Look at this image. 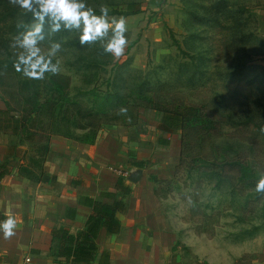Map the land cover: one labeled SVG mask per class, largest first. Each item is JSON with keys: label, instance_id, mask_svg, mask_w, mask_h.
I'll return each instance as SVG.
<instances>
[{"label": "rangeland", "instance_id": "rangeland-1", "mask_svg": "<svg viewBox=\"0 0 264 264\" xmlns=\"http://www.w3.org/2000/svg\"><path fill=\"white\" fill-rule=\"evenodd\" d=\"M86 3L95 11L107 6L110 16L126 19L128 43L123 55L114 58L105 53L99 41L82 45L75 29L48 35L46 23L42 43L60 44L53 58L60 70L43 80H29L14 71L16 50L11 44L32 19L23 27L27 14L10 0H0V109L7 102L13 115H22L33 100H49L57 83L68 99L81 102L86 110L100 109L99 102L94 103L95 91L119 92L126 103L145 94L174 107H198L227 122L209 137L190 131L187 166L178 170L177 165L167 166L155 175L158 182L151 179L155 213L174 246L133 251L138 263L132 264H264V193L255 191L257 180L220 181L215 163L240 160L257 176L264 174V0ZM131 4L139 13L124 15ZM137 111L135 124H116L128 118L120 115L116 123L106 121L100 132L108 126L128 128L136 141L161 118L154 110ZM51 118L47 111L36 121L49 124ZM146 173L147 178L153 176Z\"/></svg>", "mask_w": 264, "mask_h": 264}, {"label": "crops", "instance_id": "crops-1", "mask_svg": "<svg viewBox=\"0 0 264 264\" xmlns=\"http://www.w3.org/2000/svg\"><path fill=\"white\" fill-rule=\"evenodd\" d=\"M159 123L148 134L140 133L136 141L128 128L117 126L101 131L93 145L52 136L39 182L21 175V163L12 160L10 174L0 181V215L13 216L17 226L8 238L0 231V264H23L27 258L31 264H71L57 256L59 241L53 240L52 233L63 230L76 236L85 231L94 205L112 203L105 194L115 192L119 179L132 191L124 211L116 214L120 232L100 230L96 260L91 264L138 263L133 251L173 249L163 220L155 213L151 178L177 165L182 136L161 132ZM14 139L18 140L0 134V165L7 160V147L19 145ZM140 163L148 169H142V179L134 184L128 177L140 169ZM146 172L153 176L147 178Z\"/></svg>", "mask_w": 264, "mask_h": 264}, {"label": "trees", "instance_id": "trees-1", "mask_svg": "<svg viewBox=\"0 0 264 264\" xmlns=\"http://www.w3.org/2000/svg\"><path fill=\"white\" fill-rule=\"evenodd\" d=\"M136 6V4L129 5L124 15L139 13V10L134 9ZM96 13L99 14V11ZM31 19V14H27L23 27H26ZM20 31L25 30L21 29ZM57 94L58 98L56 97ZM93 99L94 103L95 101L99 102L100 109L94 110L91 107L86 110L81 102L68 99L63 87L55 83L49 100L43 102L38 99L33 100L30 108L22 110V115H13L14 110L6 102V107L0 109V134L17 137L19 145L7 147V160L0 165V181L10 174L9 163L18 159L21 163V175L39 182L43 176V166L49 153L52 136H60L93 145L101 127L107 123L106 121L116 123L118 120L115 119L128 116V118H124L122 123L116 124L128 126V121L135 124L139 108L154 110L161 114L158 126L161 132L181 134V149L176 170L182 165L187 166L185 153L192 144L188 135L190 131L195 130L201 135L205 133L209 137L216 127L227 123L218 121L209 113H202L198 107H174L171 104L157 102L155 96L147 97L145 94L133 103H126L119 92L99 93L95 91ZM47 111L52 115L49 124L44 123V121H36V117ZM112 113L116 114V118H110ZM215 163L219 169L216 175L220 181H234L238 178L241 183L253 184L260 178L255 174L253 168L243 161ZM145 166L144 163H140L137 167L144 169ZM231 173L234 176H231ZM151 179H155V182L159 181L154 176ZM131 193V188L125 185L124 180L119 179L115 192L105 194V197L109 198L112 203L107 205L96 203L94 205L93 214L87 222L85 231L76 236L69 235L63 230L54 231L52 233L53 240L59 241L57 256L64 258L66 263L71 264L93 263L96 260L98 250L95 241L100 230L104 228L109 234L120 232V223L116 219V214L124 211L125 200ZM5 219L7 217L0 215V221Z\"/></svg>", "mask_w": 264, "mask_h": 264}, {"label": "clouds", "instance_id": "clouds-1", "mask_svg": "<svg viewBox=\"0 0 264 264\" xmlns=\"http://www.w3.org/2000/svg\"><path fill=\"white\" fill-rule=\"evenodd\" d=\"M22 14H31L32 23L25 31L18 34L12 42L15 58L13 69L29 80H43L46 74L59 72V63L53 58L60 50L58 42L43 46L44 27L48 24V35L61 29H75L80 43L101 42L104 52L114 58L123 55L128 43L126 19L123 16L109 15V8L101 6L99 14L87 6L86 0H10ZM125 111V110H122ZM257 193H264V174L260 175L255 185ZM16 219L9 215L0 221V231L5 238L14 235Z\"/></svg>", "mask_w": 264, "mask_h": 264}, {"label": "water", "instance_id": "water-1", "mask_svg": "<svg viewBox=\"0 0 264 264\" xmlns=\"http://www.w3.org/2000/svg\"><path fill=\"white\" fill-rule=\"evenodd\" d=\"M143 177V170L142 169H138L134 172H132L130 174V176L128 177L129 181L136 184L138 183Z\"/></svg>", "mask_w": 264, "mask_h": 264}, {"label": "built area", "instance_id": "built-area-1", "mask_svg": "<svg viewBox=\"0 0 264 264\" xmlns=\"http://www.w3.org/2000/svg\"><path fill=\"white\" fill-rule=\"evenodd\" d=\"M127 177H128V174H127ZM31 259L30 258H27L26 260H25V264H31Z\"/></svg>", "mask_w": 264, "mask_h": 264}]
</instances>
